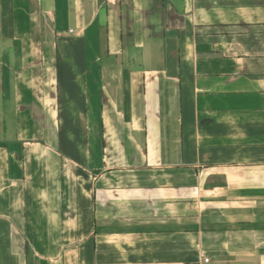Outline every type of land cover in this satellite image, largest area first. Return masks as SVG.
Returning <instances> with one entry per match:
<instances>
[{"label":"crops","instance_id":"1","mask_svg":"<svg viewBox=\"0 0 264 264\" xmlns=\"http://www.w3.org/2000/svg\"><path fill=\"white\" fill-rule=\"evenodd\" d=\"M204 256L264 264V0H0V264Z\"/></svg>","mask_w":264,"mask_h":264},{"label":"built area","instance_id":"2","mask_svg":"<svg viewBox=\"0 0 264 264\" xmlns=\"http://www.w3.org/2000/svg\"><path fill=\"white\" fill-rule=\"evenodd\" d=\"M193 264H211V259L208 256H204L200 261L195 262Z\"/></svg>","mask_w":264,"mask_h":264}]
</instances>
